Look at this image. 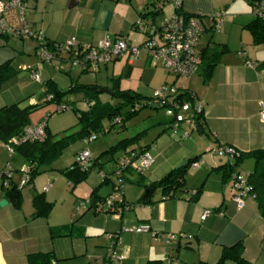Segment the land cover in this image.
Listing matches in <instances>:
<instances>
[{
    "label": "crops",
    "instance_id": "1",
    "mask_svg": "<svg viewBox=\"0 0 264 264\" xmlns=\"http://www.w3.org/2000/svg\"><path fill=\"white\" fill-rule=\"evenodd\" d=\"M148 1L27 0L24 17L30 28L42 31L47 42H64L74 37L80 43L95 44L106 37L123 36L130 44L141 45L145 35L132 25L138 19V13L146 11ZM253 1L182 0V11L201 17L204 25L196 41L200 65L190 77L171 74L159 60L142 50L134 60H130L126 52L101 65L95 74L90 73L93 79H100L88 82L82 80L86 77L82 75V67L72 65L67 53L59 54L51 62H41L36 53V41L0 32V65L9 63L13 71L12 76L0 82V108L11 104L20 107L44 105L47 103L44 98L48 95L45 92L48 80L62 91L69 90L74 84H95L100 101L99 93L106 90L113 94L115 90H130L150 98L159 87L172 86L180 93L188 92L196 97L202 106L197 129L185 136L184 130H171L166 116L160 120L152 119L149 129L137 132L140 138L135 145L150 149L153 162L142 172L131 168L124 172L121 197L132 207L119 215L94 213L80 206V201L88 199L92 191L105 197L118 183L113 179L115 177L103 180L96 168L89 170L85 179L74 187L72 203L76 211H83L76 216L73 207H67L64 210V219L67 220L63 221L52 215L32 217L33 194L43 192L47 198L54 196L57 191L53 186L55 180L46 177L42 182L43 176L34 178L31 189L23 192V187L21 190L19 209L3 197L0 189V201L6 200V204L0 206V264H28L27 255L36 252H52L53 261L49 264H102L109 246L106 233L113 232L119 235L114 253L121 259V264H167L166 258L181 264L199 261L213 264L224 246L238 241L244 244L246 260L251 264H264V219L249 196L244 197L243 206L238 207L233 200L236 190L232 176L218 168L235 161L233 154L219 153V147L238 152L264 148V121L259 115L261 106L264 107V42L255 43L246 27L254 19ZM168 5V11L165 5V8L161 6L164 17L173 12L170 0ZM217 14H221V23L215 28ZM3 19L6 24L17 26V10L9 9ZM23 63L36 69L39 81L32 79ZM161 70L173 80L168 82ZM67 97L74 101L69 95ZM81 99L85 107H77L76 102L74 105L84 110L88 102L84 95ZM24 100L28 104L21 106ZM48 111L47 107L40 108L35 122L30 116V124L45 121L51 133L48 119L44 117ZM127 129L125 122L120 131L113 129L110 132L118 134L123 131L126 135L121 139L130 138L134 134H127ZM169 130L173 135L168 133ZM182 139L185 142H181ZM119 140L114 137L113 141L116 144ZM0 144V174L10 171L18 183L22 177L18 180L17 174H21L26 161L17 153L9 154L4 144ZM193 157H197L198 165L187 167L183 185L172 192V197L157 188L149 194L150 202L137 203L148 192L144 184L159 180L181 161L186 160L187 164V160ZM252 168L253 161L246 159L236 169L247 176ZM46 184L49 187L44 191ZM199 187L201 191L196 199H190L189 194ZM204 210L210 213L201 219ZM65 221L75 224L77 234L51 238L49 227L67 225ZM139 225H147L150 231H133ZM123 227L129 230L124 231ZM151 232L181 233L184 236H177L166 244L161 237H153ZM225 264L234 262L227 260Z\"/></svg>",
    "mask_w": 264,
    "mask_h": 264
},
{
    "label": "trees",
    "instance_id": "2",
    "mask_svg": "<svg viewBox=\"0 0 264 264\" xmlns=\"http://www.w3.org/2000/svg\"><path fill=\"white\" fill-rule=\"evenodd\" d=\"M170 1L172 2L173 0ZM159 3L160 0H149L145 5L146 11L138 13V19L143 20L146 26L158 24L163 20V11ZM182 13L186 17L196 16L193 14H187L184 11H182ZM197 17L202 20L201 17ZM136 21L133 23L132 28L138 30V28L136 27ZM246 27L252 33L255 43L264 42V17L259 18L254 16V19L249 24H247ZM50 44L51 43L48 42L47 45L50 46ZM12 72V67L9 65V63L1 64L0 82L12 76ZM45 87L46 94L52 95V100L50 102H54L57 105L63 104L64 106H67L68 109H71L74 112L76 116L75 126L77 127V130L71 133H64L61 136H56L49 133L46 128V136L42 141H26L13 146L14 153L19 154L26 161V165L28 167L26 185L32 184L34 178L38 174H40V172L44 168H49L52 163L61 155L62 151L74 141L81 139L84 142V139L93 133L96 135L97 139L99 136L105 135L113 129L115 131H120L128 118L136 114L141 108L145 106L155 109H162L160 105L156 104L153 101V95L150 98L142 97L140 94L130 90H115L113 96L118 98V103L112 105V103L110 102H101L100 100H98V87L95 84H74L69 90L62 91L58 89L53 81L48 80L45 83ZM77 92H81L82 95H84V99H86V101L88 102V106L84 110L78 109L74 105V101L69 100L67 97L68 95ZM181 96L184 100H190L191 98L188 92L181 93ZM40 105L41 104L20 107L18 104H11L2 106L0 108V142L3 144H7L12 137L19 136L23 128L27 125H30L31 123L30 113ZM123 107H125L127 110L122 111ZM139 136L140 135L137 134L130 138L121 139L104 152L108 155H111L112 157L111 168L113 167L114 162L121 156L128 155L133 163V161H135L139 154L142 151L146 150L145 147L137 148V146L135 145L139 141ZM116 152H120V156L118 158H115L114 156ZM233 155L235 156L234 162L221 165L218 168L224 169L227 176L230 177L233 175V173L238 172L236 168L242 161L246 159H251L253 161V168L251 172L246 176L248 193L245 197L249 196L254 200L257 211L264 219V148H257L248 152H238L236 150H233ZM195 161H197V157L190 158L187 160V164L185 167L174 168L159 180L144 184L148 192L140 197L137 203L150 202L148 196L152 190L157 188H160L166 195L171 193L170 196L172 197V192L182 187L184 182V174L187 167ZM93 168H96L99 173L103 170L108 174H110L112 170L111 168L110 170H106L107 167L105 166V163H102L99 158H92L89 166L85 168H81L77 164H73L71 168L63 169L60 172L67 177H70L75 182H80L85 179L89 170ZM130 168L134 170V167L131 164V166L127 167L124 172ZM123 175L121 178H119V185L123 184ZM12 177L13 176L7 179V185H4L3 179L0 182V189L2 191L3 197L8 199L15 208L19 209L22 203V188H18V183L15 182ZM109 180H111V178ZM200 191L201 188L199 187L194 191V195L189 194L190 199H196ZM107 197L108 195L105 197H99L95 193V190L92 191L88 197V205L86 206L87 209L92 210L94 213L105 212L119 215L122 211L128 210L132 207V204L124 201L121 197V201L117 203V205L113 206L112 209H103L102 205ZM51 205L52 204L47 202V200L45 199L43 192L34 193L32 196V206L34 209L32 217L47 218L51 211ZM74 226V223H70L64 226L49 227L50 236L51 238H55L61 236L76 235L77 233L75 232ZM107 234L117 236L118 242H115L116 238L108 239ZM106 238L109 241V246L107 249L105 260L102 264H115L111 260L109 252L112 251L114 253V247L119 243L118 232L106 233ZM243 251L244 244L242 241H238L230 246H224L221 249L218 260L213 264H225L227 260L233 261L234 264H251L244 258ZM51 261H53L52 252H36L27 255L28 264H49ZM175 264L181 263L177 262ZM196 264L211 263L199 261Z\"/></svg>",
    "mask_w": 264,
    "mask_h": 264
},
{
    "label": "built area",
    "instance_id": "3",
    "mask_svg": "<svg viewBox=\"0 0 264 264\" xmlns=\"http://www.w3.org/2000/svg\"><path fill=\"white\" fill-rule=\"evenodd\" d=\"M27 0H0V32L8 34L14 38L20 39H33L36 41V53L41 62H51L59 54L67 53L69 56V62L72 65L81 66L83 70L95 74L101 65L107 64L110 61L121 57L126 52L130 60L136 59L142 50L146 51L152 58L160 61L161 66L175 76L190 77L195 74L200 65V56L196 50V41L204 29L202 21L195 16L186 17L182 13V0H173V12L164 17L158 24L146 26L143 20L138 19L136 21V27L145 35V40L141 45L130 44L128 39L119 36L115 38H103L95 44L80 43L76 38L71 37L64 42H48L44 39L42 31H38L29 27L24 17V7ZM252 13L255 17H264V0H254L252 3ZM9 9L17 10V26H11L4 22V14ZM214 27L217 28L221 23V14H217L214 19ZM241 54V53H240ZM26 70L30 72L32 79L39 81V73L33 66H26ZM154 102L162 107L165 116L169 119L170 128L176 132L178 130H184V136L190 131L197 129V125L202 117V106L196 97L191 95L190 100L182 99L181 93L178 92L172 86H161L154 91ZM52 95L45 96L44 101H51ZM68 110L67 106L63 104L56 105V112ZM260 119L264 121V107L261 106ZM46 123L40 122L37 124H30L23 128L19 136H14L7 144H4L5 149L9 154L14 153L13 146L22 142L28 141H42L46 134ZM96 139V135L90 134L84 139L85 143H89ZM219 153H231L233 150L226 149L224 147L218 148ZM92 160V156L89 150L85 149L79 152L76 156V164L79 167H87ZM153 162V157L150 149L142 151L135 161H131L128 155L118 158L112 167L111 173L108 174L105 171H101L99 174L102 179L109 180L112 177H122L124 170L131 166L134 167L136 172H142L150 167ZM198 161L191 164L192 167H196ZM22 179L18 182V188H23L27 183L28 167L25 165L22 169ZM3 176V177H2ZM12 176L11 172H4L0 174V178L3 180L4 185H7V179ZM233 187L236 190V194L233 196L234 202L238 207H242L244 204L243 198L248 193V185L246 183V176L239 172L233 173ZM49 184L43 187V190H47ZM123 194V184L116 183L114 185V191L108 195L105 199L102 208L112 209L121 201V195ZM168 194L167 196H170ZM194 195V191L190 193ZM88 205V199L80 201V206L86 207ZM126 209V207H125ZM210 213L209 210H204L201 219H204ZM122 230H129L122 228ZM135 232H148L150 231L147 225H139L133 229ZM155 238L161 237L164 242L170 243L177 236L183 237L184 235L179 233H164L157 234L151 232ZM107 238H116L115 242H118L117 236L107 234ZM111 260L118 264L120 258L116 256L112 251L109 252ZM167 264H175L176 262L170 258L165 259Z\"/></svg>",
    "mask_w": 264,
    "mask_h": 264
},
{
    "label": "rangeland",
    "instance_id": "4",
    "mask_svg": "<svg viewBox=\"0 0 264 264\" xmlns=\"http://www.w3.org/2000/svg\"><path fill=\"white\" fill-rule=\"evenodd\" d=\"M140 1V0H138ZM144 1V0H141ZM169 0H160V5L162 6V8L166 7V11L169 10V5H168ZM165 5V7H164ZM23 67H25L27 64L23 63L22 64ZM159 69H161L160 67H158ZM162 73L166 76V79L168 80V82L173 80V77L171 75H168L164 70H161ZM92 74V73H91ZM90 72H84L83 71V76L86 77H82V80L88 81V82H96L98 81L100 78L98 79H93L91 76ZM25 81V80H24ZM156 81V80H154ZM100 95V99L101 101H109L110 103H112V105H115L118 103V98L113 96L112 94H110L109 92H101L99 93ZM98 96V94H97ZM70 98H72L74 100V102H76V106L77 107H85L84 104L82 102L83 99L82 98V94L81 93H73L71 95H69ZM28 101L24 100L22 101V105H27ZM56 103L54 102H47L43 105V103L35 108L31 113L30 116L32 118V122H35L37 120V116L38 114L37 111L42 108V107H47V110L49 109L47 115H45L44 117L48 119L47 123L49 126V129L51 130V133L53 135L56 136H61L64 133H71L75 130H77V127L75 126L76 123V116L74 114V112L71 109L62 111V112H55L56 110ZM123 110H127L125 107H123ZM152 116V117H150ZM165 115L162 109H155V108H151L148 106H145L143 108H141L136 114H134L133 116L129 117L128 120L126 121L128 129H127V134H136L137 132H139L140 130L144 129V128H150L151 127V123H152V119H164ZM123 131L119 132L118 134H115L113 132L107 133L105 135H101L99 136L96 140H93L89 143H84L83 140H76L73 143H71L70 145H68L61 153V155L52 163V165L49 168H44L40 174H38L35 178L38 177H44L42 182L45 180L46 177H49L51 180H55L53 182V186H55L56 190L54 196L52 197H46V193H44L45 199L47 200V202L51 203V211L49 215H52V217H54L55 219H57L58 221H63V220H67L64 219V210L66 211L67 207L72 206L73 207V211H76V206L72 203L73 201V196H74V187L79 184L78 182H75L73 179H71L70 177H67L66 175L62 174L60 171L63 169H69L72 167L73 164H76V156L79 152H81V150L84 149H88L91 152V156L92 158H99V160L102 163H105V166L107 167L106 170H110L111 168V160L112 157L111 155H108L107 153H104L107 149H109L111 146H113L114 143V137L117 138V140L123 138V135H126V133H122ZM169 134L173 135V132H171L170 130L168 131ZM115 134V136H114ZM133 135V136H134ZM197 134H192V136H196ZM114 136V137H113ZM185 139H182L181 142H185ZM116 142V141H115ZM1 144H0V150H1ZM79 150V151H77ZM77 152V154L75 155V153ZM96 154V155H95ZM115 158H118L120 156V152H116L114 154ZM94 169V168H93ZM19 170V168H18ZM14 171V170H13ZM16 172V171H14ZM21 172V171H20ZM17 173L14 174V176ZM22 174V172H21ZM21 174H17L18 176V180H20L22 177ZM115 180V182H118V179L115 177L113 178ZM60 181V182H59ZM64 181V182H63ZM31 184H27L24 186V191H27L29 189H31ZM53 198V199H52ZM55 207V208H54ZM54 208V210H53ZM53 210V211H52ZM83 211V209H81L80 211H76V216H79L80 213ZM72 220V219H71ZM74 221V220H73ZM66 223H70V221H65ZM72 222V221H71Z\"/></svg>",
    "mask_w": 264,
    "mask_h": 264
},
{
    "label": "water",
    "instance_id": "5",
    "mask_svg": "<svg viewBox=\"0 0 264 264\" xmlns=\"http://www.w3.org/2000/svg\"><path fill=\"white\" fill-rule=\"evenodd\" d=\"M106 92H109L110 94H113V92H112V91L110 92L109 90H106ZM185 164H186V160H183V161H181V162L176 166V168H181V167H183ZM3 204H6V200H2V201H0V206L3 205Z\"/></svg>",
    "mask_w": 264,
    "mask_h": 264
}]
</instances>
